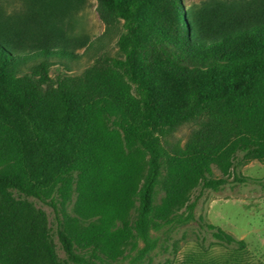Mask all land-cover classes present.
Listing matches in <instances>:
<instances>
[{
    "label": "trees",
    "instance_id": "obj_1",
    "mask_svg": "<svg viewBox=\"0 0 264 264\" xmlns=\"http://www.w3.org/2000/svg\"><path fill=\"white\" fill-rule=\"evenodd\" d=\"M97 2L123 22L116 56L74 33L87 0H0V264L116 263L264 162V0Z\"/></svg>",
    "mask_w": 264,
    "mask_h": 264
},
{
    "label": "rangeland",
    "instance_id": "obj_2",
    "mask_svg": "<svg viewBox=\"0 0 264 264\" xmlns=\"http://www.w3.org/2000/svg\"><path fill=\"white\" fill-rule=\"evenodd\" d=\"M210 0H183L184 8H200ZM76 35H85L94 40L101 52L116 56V41L123 22L105 20L99 12L97 0H87L77 17ZM100 52V53H101ZM75 62L76 70L84 69L96 50H81ZM59 66L53 69L57 74ZM194 127L182 126L169 140L185 146ZM213 177L221 178L217 166L212 167ZM237 173L252 180L231 182L218 191L198 189L197 206L192 212L193 219L183 224L166 226L160 230L148 228L146 239H141L135 249L128 250L124 259L116 263L92 261L91 264H264V162L253 161L240 167ZM164 193L158 196V202ZM76 196H73L67 210L72 213ZM36 205L43 209L52 226L55 225V212L39 201ZM186 216V212H183ZM201 218L203 221H201ZM213 224L238 240H244L246 248L227 246L219 243L205 224ZM57 250L61 258L65 254L56 238Z\"/></svg>",
    "mask_w": 264,
    "mask_h": 264
}]
</instances>
